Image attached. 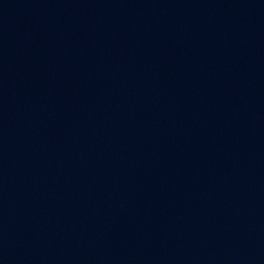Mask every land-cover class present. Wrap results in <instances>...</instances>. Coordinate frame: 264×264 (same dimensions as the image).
<instances>
[{
    "label": "water",
    "instance_id": "obj_1",
    "mask_svg": "<svg viewBox=\"0 0 264 264\" xmlns=\"http://www.w3.org/2000/svg\"><path fill=\"white\" fill-rule=\"evenodd\" d=\"M0 264H264V0H0Z\"/></svg>",
    "mask_w": 264,
    "mask_h": 264
}]
</instances>
